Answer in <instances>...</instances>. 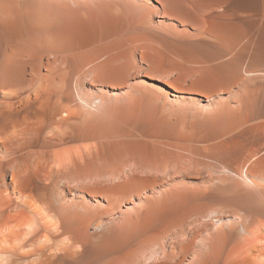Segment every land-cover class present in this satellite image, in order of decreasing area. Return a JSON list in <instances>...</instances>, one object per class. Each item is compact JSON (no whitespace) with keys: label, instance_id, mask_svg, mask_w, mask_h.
<instances>
[{"label":"bare ground","instance_id":"bare-ground-1","mask_svg":"<svg viewBox=\"0 0 264 264\" xmlns=\"http://www.w3.org/2000/svg\"><path fill=\"white\" fill-rule=\"evenodd\" d=\"M240 4L0 0V264H264Z\"/></svg>","mask_w":264,"mask_h":264},{"label":"rangeland","instance_id":"rangeland-1","mask_svg":"<svg viewBox=\"0 0 264 264\" xmlns=\"http://www.w3.org/2000/svg\"><path fill=\"white\" fill-rule=\"evenodd\" d=\"M243 1V2H242ZM238 0V3H241L240 5L241 6H243V7H245V8H243V10H241L243 13H242V15L244 16V18H253L254 17V14L256 13V11H255V9L256 8H260L261 6L262 7H264V5L262 4L261 6H260V4L261 3H264V2H261V1H263V0ZM245 1V2H244ZM247 1V2H246ZM255 1V2H254ZM251 2V3H250ZM259 2H260V4H259ZM244 3H245V6H244ZM247 3H249L248 4V6H247ZM256 5H254V4ZM258 3V4H257ZM243 4V5H242ZM252 6H251V5ZM258 5V6H257ZM260 6V7H259ZM246 7L247 8H249V9H246ZM254 8V9H253ZM253 9V10H252ZM255 11V12H254ZM264 20V19H263ZM199 34H202V33H199ZM177 37H180L181 36V34L179 35V33H178V35L177 34H175ZM203 35V34H202ZM252 35L254 36V40H253V42H252V44H253V48L254 49H262V50H264V33H252ZM251 35V36H252ZM251 36L250 37H248V38H246L245 40H244V42L243 43H245V42H249L250 41V38H251ZM249 56V55H248ZM246 57V60H245V64H249L251 61H252V54L249 56V57ZM192 72V73H191ZM178 74V70L177 69H171V68H168L167 69V72L166 73H164L163 74V78H169V77H175L176 75ZM165 75V76H164ZM191 75V76H190ZM200 74L198 73V72H195V71H190V72H188L187 73V75H186V79H185V82H183V84H185V85H187L189 82H190V80H192L193 79V77H198ZM190 78V79H189ZM186 80H188L187 82H186Z\"/></svg>","mask_w":264,"mask_h":264}]
</instances>
